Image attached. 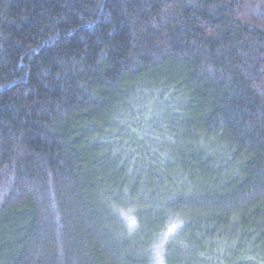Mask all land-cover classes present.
Instances as JSON below:
<instances>
[{
  "label": "trees",
  "instance_id": "obj_1",
  "mask_svg": "<svg viewBox=\"0 0 264 264\" xmlns=\"http://www.w3.org/2000/svg\"><path fill=\"white\" fill-rule=\"evenodd\" d=\"M159 260L264 264V0H0V264Z\"/></svg>",
  "mask_w": 264,
  "mask_h": 264
},
{
  "label": "rangeland",
  "instance_id": "obj_2",
  "mask_svg": "<svg viewBox=\"0 0 264 264\" xmlns=\"http://www.w3.org/2000/svg\"><path fill=\"white\" fill-rule=\"evenodd\" d=\"M180 245L184 248L185 247V243L181 244ZM159 264H160V260H159Z\"/></svg>",
  "mask_w": 264,
  "mask_h": 264
}]
</instances>
